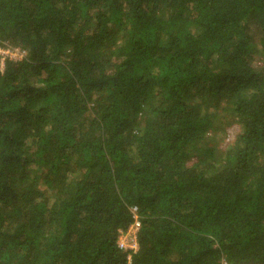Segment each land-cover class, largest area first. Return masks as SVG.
Returning <instances> with one entry per match:
<instances>
[{
  "label": "trees",
  "instance_id": "16d2710c",
  "mask_svg": "<svg viewBox=\"0 0 264 264\" xmlns=\"http://www.w3.org/2000/svg\"><path fill=\"white\" fill-rule=\"evenodd\" d=\"M2 44L0 264H264V0H0Z\"/></svg>",
  "mask_w": 264,
  "mask_h": 264
},
{
  "label": "built area",
  "instance_id": "2783aa9c",
  "mask_svg": "<svg viewBox=\"0 0 264 264\" xmlns=\"http://www.w3.org/2000/svg\"><path fill=\"white\" fill-rule=\"evenodd\" d=\"M23 57V52L16 48L11 47L6 44L0 45V62L1 64L5 59H12V60H19ZM132 212L136 211L135 207L131 208ZM137 217L134 214V221L133 223L123 232H119L117 238V245L119 248L128 250V251H135L137 248L136 242V232L139 227V222L136 220ZM221 264H226V262L222 261Z\"/></svg>",
  "mask_w": 264,
  "mask_h": 264
},
{
  "label": "rangeland",
  "instance_id": "374dc122",
  "mask_svg": "<svg viewBox=\"0 0 264 264\" xmlns=\"http://www.w3.org/2000/svg\"><path fill=\"white\" fill-rule=\"evenodd\" d=\"M223 134H218L215 137H218V148H223L234 136V134L237 132V127L234 125L225 127ZM222 262V261H221Z\"/></svg>",
  "mask_w": 264,
  "mask_h": 264
}]
</instances>
